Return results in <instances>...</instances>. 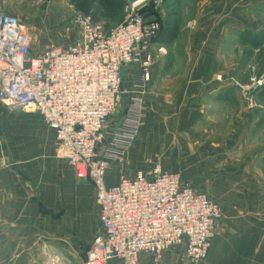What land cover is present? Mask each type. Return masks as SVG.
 Segmentation results:
<instances>
[{"label":"built area","instance_id":"built-area-1","mask_svg":"<svg viewBox=\"0 0 264 264\" xmlns=\"http://www.w3.org/2000/svg\"><path fill=\"white\" fill-rule=\"evenodd\" d=\"M146 1L129 4L124 22L110 30L91 15L77 16L76 43L68 48L51 45L38 54L32 53L27 28L0 9L1 101L11 109L40 113L55 133L61 158L70 162L79 180L89 181L95 189L101 231L84 264L112 260L141 264L142 255L158 263L176 245L185 249L191 264H199L208 255L220 214L206 194L194 191L179 174L164 171L160 164L149 173L141 171L134 178L122 176L114 186L107 184L110 163L121 157L138 133L131 119L120 128L108 127L126 93L123 71L139 68L135 84L142 95L157 64L152 46L162 25L141 12ZM263 85L264 74L257 85L237 84L249 101ZM133 105L139 111L131 109L128 117L139 115L140 129L139 95Z\"/></svg>","mask_w":264,"mask_h":264},{"label":"rangeland","instance_id":"rangeland-1","mask_svg":"<svg viewBox=\"0 0 264 264\" xmlns=\"http://www.w3.org/2000/svg\"><path fill=\"white\" fill-rule=\"evenodd\" d=\"M231 2L236 7L226 6L225 3ZM0 9L17 17L27 28L33 39V54L41 53L51 45L68 48L80 36L74 19L84 14L72 0L43 3L40 0H0ZM141 12L148 20H156L163 27L169 18H173L179 31L185 20L201 15L234 17L242 26L241 33L245 29L243 34L252 36L253 24L264 22V0H217V4H213V0H162L158 5L147 0ZM124 14L126 18L127 12ZM175 58L184 59L181 54H175ZM238 58L239 78L234 79L233 84L240 93L241 105L255 110L257 96L264 90V85L256 88L253 101H249L237 84L245 87L260 81L264 74V45L259 50L241 45ZM129 72L122 74L125 92L131 89ZM218 79L223 81L225 77ZM129 100V94L125 93L122 106L108 122V127L120 128L130 124L131 119L136 122L134 128L138 133L121 157L110 163L107 178L112 176L110 170H114L120 180L122 176L132 178L141 171L149 173L155 164H160L164 171L179 174L194 191L206 194L219 208L208 255L199 264L207 259H238L241 257L238 253L243 255V251L247 259H264V178L249 171L247 166H233L234 160L221 159V153L200 152L207 148L206 143L201 142L203 129H192L188 120L169 118L165 111H159L151 113L147 123L142 119L143 128L139 129V115L128 117L132 115ZM133 109L139 111V106L133 105ZM155 153L164 157L154 158ZM240 163L246 161L242 159ZM5 177L10 182L0 179V195L12 190L16 199L21 196V200L26 194L27 207L39 208L41 215L62 218L65 264L67 260L74 264L84 259L100 228L93 185L87 180H79L70 162L61 158L55 133L40 113L11 109L0 99V178L5 180ZM257 195L260 197L255 198ZM3 203L1 198L0 208ZM256 236L259 243L255 241ZM6 240L7 237L1 242ZM220 240L228 242L225 248L216 247ZM232 242L238 245H232ZM153 263L191 264L185 257V249L178 245L167 250L161 262L153 260ZM0 264H7V259H0Z\"/></svg>","mask_w":264,"mask_h":264},{"label":"crops","instance_id":"crops-1","mask_svg":"<svg viewBox=\"0 0 264 264\" xmlns=\"http://www.w3.org/2000/svg\"><path fill=\"white\" fill-rule=\"evenodd\" d=\"M213 4H217V0H213ZM225 4L236 7L232 2ZM182 25L171 45H167L165 27L162 26V33L152 46L157 64L152 69L144 94L141 95L135 84L139 68L124 69L123 73L131 71V89L126 91L132 104L130 110H134L133 104L139 95L144 122L147 123L151 113L159 111H165L169 118L188 120L192 129H203L201 142L206 143L207 148L200 149V152L221 153V159L234 160L231 162L233 166H247L249 171L253 170L259 178H264V90L257 96V108L248 110L241 105L240 93L233 84L234 79L239 78L240 46L259 50L264 45V22L250 26L252 36L244 35L245 29L241 33L242 26L237 18H221L216 14L185 20ZM175 54L183 55V61L177 60ZM220 76L225 80H219ZM155 154L154 158L158 155L164 157L161 152ZM242 159L246 163H240ZM110 173L112 176L107 178V184L114 186L118 184L119 177L114 170ZM6 178L0 179L4 182ZM26 196L16 199L12 190L0 195L4 202L0 208V259H7V264H65L62 218L41 215L39 208L27 207ZM97 231L95 238L101 228ZM6 237L7 240L1 242ZM255 241H258L257 236ZM227 243L220 240L216 247L225 248ZM232 245L238 243L232 242ZM85 255L74 264H84ZM238 256L241 257L207 259L202 264H264V259H247L244 251ZM140 261L141 264H154L147 255H142ZM66 263L73 264L70 260ZM108 264L124 262L112 260Z\"/></svg>","mask_w":264,"mask_h":264},{"label":"trees","instance_id":"trees-1","mask_svg":"<svg viewBox=\"0 0 264 264\" xmlns=\"http://www.w3.org/2000/svg\"><path fill=\"white\" fill-rule=\"evenodd\" d=\"M72 3L84 15H91L96 22L104 23L107 30L124 22L129 5L128 0H72ZM165 33L167 45L173 44L179 34V26L173 18L167 21Z\"/></svg>","mask_w":264,"mask_h":264},{"label":"water","instance_id":"water-1","mask_svg":"<svg viewBox=\"0 0 264 264\" xmlns=\"http://www.w3.org/2000/svg\"><path fill=\"white\" fill-rule=\"evenodd\" d=\"M139 1H141V0H128L129 4H135V3L139 2Z\"/></svg>","mask_w":264,"mask_h":264}]
</instances>
